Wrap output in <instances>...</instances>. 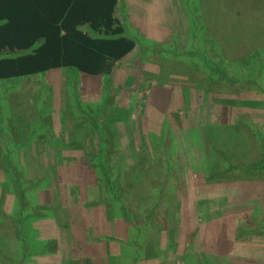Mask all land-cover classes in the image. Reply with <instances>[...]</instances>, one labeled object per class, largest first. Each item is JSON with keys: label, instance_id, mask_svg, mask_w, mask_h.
Returning a JSON list of instances; mask_svg holds the SVG:
<instances>
[{"label": "rangeland", "instance_id": "obj_1", "mask_svg": "<svg viewBox=\"0 0 264 264\" xmlns=\"http://www.w3.org/2000/svg\"><path fill=\"white\" fill-rule=\"evenodd\" d=\"M147 1L148 36L117 13L136 48L111 75L0 82V264H264V208L239 187L264 167L204 136L231 119L264 127V0ZM252 143L258 159L264 138ZM204 168L236 185L228 200L203 188Z\"/></svg>", "mask_w": 264, "mask_h": 264}, {"label": "trees", "instance_id": "obj_2", "mask_svg": "<svg viewBox=\"0 0 264 264\" xmlns=\"http://www.w3.org/2000/svg\"><path fill=\"white\" fill-rule=\"evenodd\" d=\"M17 1L24 2L0 0V82L64 68H75L89 76L111 75L117 64L136 48L134 40L125 36V27L117 16L120 0H62L66 3L63 19L52 21L51 30L33 29L32 34H16L19 26H23L13 15ZM76 15L78 18L74 19ZM44 31L49 33L44 34ZM199 131L193 134L197 140L201 136ZM261 164L258 163V169L264 167ZM205 168L200 177L205 182L203 188H209L208 193L220 192L217 176L207 175ZM173 180L175 182V177L170 182ZM152 183L157 186L160 180ZM122 203L126 211L124 201ZM177 204L179 206L180 202ZM164 215L152 218V224L167 219Z\"/></svg>", "mask_w": 264, "mask_h": 264}, {"label": "crops", "instance_id": "obj_3", "mask_svg": "<svg viewBox=\"0 0 264 264\" xmlns=\"http://www.w3.org/2000/svg\"><path fill=\"white\" fill-rule=\"evenodd\" d=\"M134 1H136V0H120L117 13H119L120 8L123 6L122 8H125L127 17L128 18L131 17L135 21V24H137V27L141 30L143 36H148L147 35L148 33H146L147 29L145 26V21L144 20H142V22L138 21L139 20L138 18L140 16H142L140 13H143L144 10H146L147 8L150 7L149 2L147 0H143V1L137 0L139 7L137 5L138 14L136 15V12L134 14L133 11H130V9L131 10L133 9L134 11H136V8L133 7ZM165 1L167 2V0H165ZM140 3H142V4L140 5ZM65 4L66 3L62 0H24L23 3L17 1L16 2L17 8L16 9L13 8L14 9L13 15H14V17L18 23H23V26H19V28L17 29L18 32H16V34H21V33L32 34V33H34V32H32L33 29L39 30V28H43V30H51L52 25H53L52 21H56V20L58 21V19H60V20L63 19V15L65 14V12H63L65 9V7H64ZM150 4H152V3H150ZM11 5L12 4L9 3V6H11ZM13 6H14V4H13ZM75 18H78V16L76 15L74 17V19ZM121 22H122V24H124L123 20H121ZM83 29L87 30V27H84ZM43 33L48 34L49 32L44 31ZM119 65H120V63L117 64V66H119ZM117 66H116V68H117ZM238 119L239 120L235 119V121L233 119H231L230 121H227L221 125H212V128H208L207 130H204V136H205L206 140L209 138L215 139L214 146L211 147V150H217L218 152H221L227 159H230V157H232L233 158L232 162L233 163L235 162V164H239V162H241V161L245 162V163L252 162V161L254 163H262V162L264 163V161H263L264 160V156H263V154H264V143H260L261 146H260V150H259L258 159H257L256 154L251 152V151H254V148H255V146L252 142L253 141L256 142V140H258L259 137L264 138V127L263 128L256 127V125L252 124V122H253L252 118L248 117L247 122H248L249 126L245 128V133H243L242 131H240V128H239V126H240L239 123L242 121H240V118H238ZM253 129H255V131ZM251 136H252V138H251ZM250 139H251V141L252 140L253 141L251 142ZM250 143H252V145ZM245 145H247V146L245 147ZM244 150H246V154L243 155L242 152ZM234 154H239L240 159L238 158L239 156L233 157ZM253 154H254V156H252ZM219 155H220V153H219ZM255 178L258 181H264V176H258ZM249 179H251V178H246V179L242 178V183L239 185V187H241L242 189L245 188L247 191H249V192H247V191L244 192L242 190V192H243L242 194L244 196L243 199L244 200L246 199V201H245L246 204H251L248 199H251V197L255 198L256 204L259 203L260 208L261 207L264 208V200H262L263 198H261V199L258 198L257 194L255 192V189H254L255 183H259V182L258 181H252ZM248 182L249 183L252 182V183H250L251 184L250 188H246V183H248ZM234 187H236V185H234V184H231V185L228 184V186L222 185L218 189H219V191H220V189H222L221 191L223 193H220V192L214 193L213 192V193H211V194H213L212 197H218V198L224 197L228 200V198H230L228 196V194H230V193L224 192L223 188L232 190L234 192ZM201 191H203V190H201ZM227 253H229V252H227ZM237 255H242V253H239L236 251V254L234 255L235 259L237 261H239V258L237 257ZM242 256H244V255H242ZM225 258L226 257H216V259H215L216 264H220V262L223 260H224L223 263L233 264L231 262H227L225 260ZM249 258H251V257L245 256L244 259L250 260ZM218 260H219V263L217 262Z\"/></svg>", "mask_w": 264, "mask_h": 264}]
</instances>
